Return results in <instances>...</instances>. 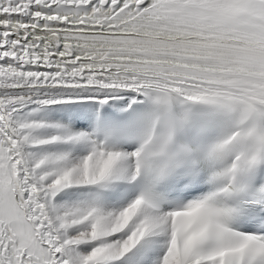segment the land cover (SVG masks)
<instances>
[{
  "label": "snow or ice",
  "instance_id": "6c2138e0",
  "mask_svg": "<svg viewBox=\"0 0 264 264\" xmlns=\"http://www.w3.org/2000/svg\"><path fill=\"white\" fill-rule=\"evenodd\" d=\"M0 264H264V0H0Z\"/></svg>",
  "mask_w": 264,
  "mask_h": 264
}]
</instances>
